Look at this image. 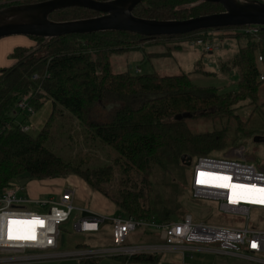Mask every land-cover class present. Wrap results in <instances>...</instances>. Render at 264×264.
<instances>
[{
	"label": "trees",
	"instance_id": "1",
	"mask_svg": "<svg viewBox=\"0 0 264 264\" xmlns=\"http://www.w3.org/2000/svg\"><path fill=\"white\" fill-rule=\"evenodd\" d=\"M193 1L145 0L133 11L139 17L167 20L224 10L221 3L208 1L182 7L184 3ZM6 5L9 4L0 3V8ZM99 14L85 7H66L52 12L50 18L63 21ZM210 30L157 37L120 30L71 33L53 38L46 45L42 44L43 37L28 36L42 45L41 48L26 56L34 46H16L9 54L10 58L17 60L16 63L0 69V192L17 178L42 180L77 175L113 200L120 208L119 215L172 221L170 208L162 207L157 217L146 197L144 187L148 186V175L164 162L182 161L183 154L193 158L209 157L214 152L244 145L238 139L227 142L221 131H194L188 124V117L180 119V116L208 117L231 113L247 102L258 100L259 87L264 82L260 78L261 71L264 72V26L260 27V40L249 36V41L237 55L229 63H222V70H236L238 75L237 87L226 92H221L216 86L196 84L190 72L172 75L158 72L134 74L130 70L116 72L112 67V57L141 48L149 40L197 39ZM260 54L263 55L262 62L258 60ZM260 63L263 68H260ZM35 74L38 77L34 79ZM27 94L31 95L29 102L37 110L43 105L38 101L42 96L53 103L52 112L37 135L22 130L16 122L21 114L17 102ZM112 104L114 108L110 109L109 115L106 111ZM97 109L106 113L103 120L93 117ZM56 111L62 114L67 111L91 129L94 138H98L103 146L116 152L114 162L122 166L129 178L115 194H110L105 188L114 174L112 165L84 168V161H67L47 145L56 137V129L50 123ZM24 119L28 120V117L25 115ZM186 161L182 162L185 164ZM132 174L136 178H130ZM139 181L142 186H139ZM86 247V244L77 245V249ZM114 257L127 261L156 260L152 253ZM98 259L100 257L81 261L93 264Z\"/></svg>",
	"mask_w": 264,
	"mask_h": 264
},
{
	"label": "rangeland",
	"instance_id": "2",
	"mask_svg": "<svg viewBox=\"0 0 264 264\" xmlns=\"http://www.w3.org/2000/svg\"><path fill=\"white\" fill-rule=\"evenodd\" d=\"M17 1L20 2L18 4L38 2L35 0H2L0 3H8L9 5L4 6L8 7L18 5L12 4ZM189 4L184 3L182 7H192ZM236 32L237 30L233 28H221L202 33L205 40L212 41L214 45H217L213 51L206 50L204 43H197L195 37L149 40L141 48L113 56L112 67L116 72L130 70L134 74L158 72L161 75H172L190 72L196 84L216 86L221 92L230 91L237 87L238 75L236 70L230 72L222 70V63H229L237 55L240 48L249 41L248 35H237ZM4 38L7 39L8 37ZM37 45L36 43L35 46ZM6 58L10 61L9 53ZM7 66H11L9 62L5 65V67ZM137 67L141 68L142 71L139 72ZM260 68H263L261 63ZM38 101L43 105L39 110L35 108L36 113L45 111V116L39 125H36L33 118L36 113L29 117L28 123L31 125L29 132L33 135L40 132L53 109L52 101L47 100L45 96L40 97ZM113 108L114 104L109 106L106 112L111 113L112 110L110 109ZM105 116L106 113L102 109H97L96 113L93 114V117L98 120H103ZM18 121H24L22 114L17 117L16 122ZM187 121L194 131H221L224 133L227 142L238 139L246 146L247 156L259 166L264 167V142H255L256 136L264 137V82L259 87V98L255 103L247 102L235 108L231 113L211 114L208 117H188ZM50 123L56 129V137L52 138L53 140L50 139L47 145L51 146L63 159L73 162L84 161V168L108 165L114 167V174L111 180L105 184V188L110 194H115L116 190L129 178L122 166L114 162L116 152L103 146L98 138H94L91 129H88L67 111L63 114L56 111ZM233 148L235 146L214 152L211 156L222 158L224 155H231ZM197 159L194 157L191 165L184 164L182 161L164 162L154 167V170L148 175L149 183L148 186L144 187V190L151 206L156 211L157 217L162 207L167 206L172 210L171 220H178L186 214H192L195 220L206 223L244 226L245 219L243 216L222 211L216 201L193 197L189 185ZM58 178H70V184L76 188L75 205L77 207L97 211L106 216L120 212V208L113 200L106 197L102 192L93 189L81 177L70 175ZM130 178L134 179L136 175L132 174ZM138 179L140 180V178ZM20 181L26 184L29 191L33 182L29 179H20ZM142 185L143 183L139 181V186ZM62 187L63 185L60 186V183H53L47 194L51 193V198H57ZM80 212L74 211L70 221L62 226V233L59 238L61 247L58 252L76 251L78 244H86L89 248L99 244L109 245L111 243V222L109 220L105 222L104 230L97 238H94L92 234L74 231L73 220ZM153 221L158 222L160 220L154 218ZM250 226L264 229V208H254L250 217ZM146 232L147 234L154 233V238L159 237L157 227H142L130 236L126 243L145 244L144 235ZM157 242L160 241L157 240ZM215 248L214 245H199L198 248L187 251V261H228L227 259H231L226 255L214 252ZM53 259L79 260L78 257L72 256Z\"/></svg>",
	"mask_w": 264,
	"mask_h": 264
},
{
	"label": "built area",
	"instance_id": "3",
	"mask_svg": "<svg viewBox=\"0 0 264 264\" xmlns=\"http://www.w3.org/2000/svg\"><path fill=\"white\" fill-rule=\"evenodd\" d=\"M261 25H244L236 28L240 34L260 40ZM197 43L205 44V49L217 48L212 41L203 36ZM260 62L263 55L258 56ZM140 72V69H137ZM38 75H33L37 78ZM260 78L264 80V72ZM31 95H23L17 102L21 114L30 117L36 112L29 102ZM22 130L29 132L28 120L20 122ZM200 174H207L206 180L200 182ZM219 181H226L227 186ZM216 182V183H215ZM192 195L196 199L218 202L219 208L228 213L243 216L245 225H222L195 220L192 214L168 222H155L150 219H137L127 215L106 216L93 210L79 208L75 205L76 188L66 183L57 198H32L25 183L14 179L8 187L0 192V264L40 261L50 258L72 256L79 259L106 256H132L142 253L158 252L160 249H180L190 251L192 245H214V252L222 255H234L252 261H264V229L250 226L251 213L255 207L252 197L264 196V167L255 163L246 154V146L232 149L231 155L222 158L199 157L195 163L192 180ZM238 196V197H237ZM74 211L87 214L73 222V230L85 234L101 231L106 221L111 222V243L106 246L78 248L71 252H58L62 226L69 222ZM155 226L159 230L161 245L128 244L133 232L142 227ZM191 245V246H190Z\"/></svg>",
	"mask_w": 264,
	"mask_h": 264
},
{
	"label": "water",
	"instance_id": "4",
	"mask_svg": "<svg viewBox=\"0 0 264 264\" xmlns=\"http://www.w3.org/2000/svg\"><path fill=\"white\" fill-rule=\"evenodd\" d=\"M145 0H41L0 8V38L11 35L43 37V45L51 39L71 33H95L108 30L130 31L144 36H178L197 30L220 27L264 26V1L262 0H194L189 5L218 2L224 10L186 19H149L134 14V8ZM66 7H85L99 15L63 21L50 18V14ZM34 46L25 55L41 48ZM182 114L180 119L191 117ZM255 142H264L256 136ZM181 160L191 165L193 157L183 154Z\"/></svg>",
	"mask_w": 264,
	"mask_h": 264
},
{
	"label": "crops",
	"instance_id": "5",
	"mask_svg": "<svg viewBox=\"0 0 264 264\" xmlns=\"http://www.w3.org/2000/svg\"><path fill=\"white\" fill-rule=\"evenodd\" d=\"M7 39L0 38V69L5 68V65L9 62L10 65H14L16 63V59L10 58V61L7 60L6 55L11 53L13 49L18 45L23 46H35L36 42L35 40L31 39L30 37L26 35H11L6 36ZM10 67V66H7ZM137 69H140V72L142 71L141 68L137 67ZM36 113V112H35ZM34 113V114H35ZM45 111L36 113V115L33 117L35 120L36 125H39L40 122L44 119ZM24 117V116H23ZM30 118L28 117V120ZM68 180V181H67ZM33 184L29 188V195L36 199V198H50L49 191L52 188V184H59L60 186L71 183L70 178H52V179H42V180H31ZM97 212V211H95ZM99 213V212H97ZM87 214L85 211H81L80 214H78L75 219L78 220L79 217ZM118 214V213H116ZM114 214V215H116ZM105 225H102V229L100 232L96 234H92L94 238L99 237V235L103 232ZM137 232V231H136ZM136 232H133L130 236L135 234ZM130 238V237H129ZM129 240V239H128ZM144 240L146 241L145 244H155V245H161L162 240L160 236L158 238H154V233L147 234V232L144 235ZM159 240L160 242H157ZM132 244V243H129ZM98 246H106V244H99ZM191 246V245H190ZM59 243V248H60ZM192 248H198L197 245H192ZM155 261H127L125 259H122L120 257H100V259L96 260L93 264H264V261H252L250 259L242 258L239 256L234 255H226L228 258V261H187V251H182L180 249H171V250H165L160 249L158 252H155ZM261 258L264 259V254L261 255ZM248 260V261H244ZM11 264H84L81 259H45L40 261H27V262H17V263H11Z\"/></svg>",
	"mask_w": 264,
	"mask_h": 264
},
{
	"label": "bare ground",
	"instance_id": "6",
	"mask_svg": "<svg viewBox=\"0 0 264 264\" xmlns=\"http://www.w3.org/2000/svg\"><path fill=\"white\" fill-rule=\"evenodd\" d=\"M205 175H207V174H200V177H199V181L200 182L208 181V178L206 180V176ZM218 183H220L221 185H225V186L228 185V183L226 181L223 182V181H219L218 180ZM244 197H246V198H249V197L252 198L253 197L255 199V202H253L254 204H258V205L264 206V196H261L260 194H259L258 197H256V196H244Z\"/></svg>",
	"mask_w": 264,
	"mask_h": 264
}]
</instances>
